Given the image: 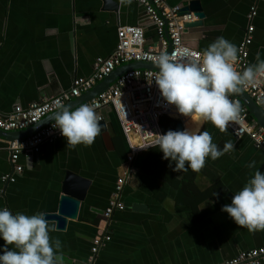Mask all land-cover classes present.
Here are the masks:
<instances>
[{
	"label": "crops",
	"instance_id": "crops-1",
	"mask_svg": "<svg viewBox=\"0 0 264 264\" xmlns=\"http://www.w3.org/2000/svg\"><path fill=\"white\" fill-rule=\"evenodd\" d=\"M184 1L165 4L175 8ZM197 1L206 18L185 31L188 46L201 51L223 36L239 47L256 7L249 62L255 63L257 53L264 59V0ZM144 23L143 7L129 0H0V111H23L68 92L75 79L92 75L97 59L111 56L120 27ZM145 27L147 48L155 50L156 31ZM103 114L107 129L91 146L70 149L61 136L42 144L37 154L22 155L18 164L23 172L14 184L1 179L14 174V166L10 138L0 135V206L12 214L56 213L67 173L90 182L76 220H69L64 231L48 222L54 229L50 241L61 242L65 264L86 263L101 232L111 239L95 264H217L264 247V230L249 232L221 211L257 169L264 172V151L249 137L236 138L228 128L221 132L210 122L187 126V120L184 126L202 125L199 130L209 132L218 148L229 140L234 148L215 160L206 157L198 172H174V162L169 166L158 148L129 163L130 150L115 112L107 109ZM121 177H127L124 209L115 211L106 226L103 213Z\"/></svg>",
	"mask_w": 264,
	"mask_h": 264
},
{
	"label": "clouds",
	"instance_id": "clouds-1",
	"mask_svg": "<svg viewBox=\"0 0 264 264\" xmlns=\"http://www.w3.org/2000/svg\"><path fill=\"white\" fill-rule=\"evenodd\" d=\"M238 53V47L223 36L199 53L184 49V59H174L161 51L152 58L158 69L152 80L163 101L178 114L198 124L210 122L224 132L230 122L239 123L241 118L240 105L229 97L246 86L264 82V59H260L259 53L255 63L242 71L234 67ZM56 107L51 126L59 130L66 146L70 149L77 145L91 146L101 132L96 106L81 103L71 108L58 103ZM154 146L162 152V159L169 161V166L174 162V172L188 169L198 172L206 157L215 160L234 148L230 140L218 148L210 133L198 127L157 133L153 144L139 148ZM254 163L247 166L252 168ZM232 193L230 204L223 205L221 211L249 232L264 230V172L257 169ZM53 230L43 212L12 214L7 207L0 206V239L4 241L0 246V264H65L59 251L61 242L50 241L49 233Z\"/></svg>",
	"mask_w": 264,
	"mask_h": 264
},
{
	"label": "built area",
	"instance_id": "built-area-1",
	"mask_svg": "<svg viewBox=\"0 0 264 264\" xmlns=\"http://www.w3.org/2000/svg\"><path fill=\"white\" fill-rule=\"evenodd\" d=\"M129 1L137 2L143 7L145 23L120 27L119 43L111 56L106 59H97L93 65L92 75L88 78L75 79L68 92H63L44 102L31 104L23 111L10 114L0 111V131L4 133L23 132L37 126L45 118L58 111L56 107L58 103L69 105L75 99L81 98L123 65L137 63L153 65L152 58L161 51L174 59H184V49H189L193 53L200 52L188 46L184 41L186 24L197 20L194 14L180 15V7L169 8L166 6L165 0ZM256 15V7H253L248 15L250 25L244 40L238 47V60L234 65L238 71H242L250 64L249 48L252 45L254 33L252 21ZM146 24L156 31L159 41L155 50L147 48ZM155 72L148 68L126 70L108 89L85 102L96 106V113L100 116L98 123L104 122L103 112L105 110L111 109L115 112L130 150L127 158L129 163H132L138 155L157 148L156 146L139 147L153 144L157 133L163 134L162 119L169 118L182 123L183 126L188 120L187 117L178 114L173 106L163 101L154 80H152ZM242 92L264 111V82L246 86ZM229 98L240 105L241 118L239 123L230 122L227 128L236 138L249 137L256 149L264 151V127L259 125L255 119H250V111L238 98L234 96ZM52 123L53 121L49 122L30 136L8 141V151L10 162L14 166V174L3 176L1 179L4 183L14 184L17 179L16 175L23 172V167L18 164L22 155L37 154L40 152L42 144L53 142L56 138L61 137L59 130L51 126ZM126 179L127 177L118 179L109 208L103 213L106 226L115 211L124 209L122 193ZM110 239V234L101 232L93 240L91 253L84 264H95L99 252ZM263 261L264 247L241 252L236 258L217 264H262Z\"/></svg>",
	"mask_w": 264,
	"mask_h": 264
},
{
	"label": "water",
	"instance_id": "water-1",
	"mask_svg": "<svg viewBox=\"0 0 264 264\" xmlns=\"http://www.w3.org/2000/svg\"><path fill=\"white\" fill-rule=\"evenodd\" d=\"M190 13H194V16L197 17V20L186 24V30L193 27H198L203 24V20L206 18V14L203 11V8L199 1L197 0H188L184 1L182 6H180V15H188ZM137 65V66H135ZM141 65V66H140ZM133 68H148L157 71L154 65L150 64H132L129 69ZM117 69L113 74H111L108 78H106L102 83L93 88L89 93L85 94L79 99H75L68 106L74 108L81 103H85L90 101L99 93L108 89L126 70ZM231 96L238 98L241 103L248 108L253 118L256 122L264 127V111L260 109L244 92L234 93ZM54 114L47 119V121H42L37 126L28 129L27 131L19 132V133H4L0 131V135H4L10 140L19 139V136L24 135V137H20V139L30 136L33 132L47 125L49 122L53 121ZM101 131L105 132L107 129L106 123L101 122ZM184 126L182 123L178 122L176 124V130H183ZM90 186V182L82 179L81 177L75 176L72 173H67V176L64 179L62 184V194L59 200V206L56 213H46L45 219L47 222H55L56 228L59 231H64L67 228L69 220H76L81 203L85 201L88 188Z\"/></svg>",
	"mask_w": 264,
	"mask_h": 264
},
{
	"label": "trees",
	"instance_id": "trees-1",
	"mask_svg": "<svg viewBox=\"0 0 264 264\" xmlns=\"http://www.w3.org/2000/svg\"><path fill=\"white\" fill-rule=\"evenodd\" d=\"M249 116H250V119H254L253 116L251 115V113H249ZM165 119H166L167 122L163 123V124L161 123V129H162L163 133L166 132L167 130H170V129L171 130H176L177 121L171 120L169 118H165Z\"/></svg>",
	"mask_w": 264,
	"mask_h": 264
},
{
	"label": "bare ground",
	"instance_id": "bare-ground-1",
	"mask_svg": "<svg viewBox=\"0 0 264 264\" xmlns=\"http://www.w3.org/2000/svg\"><path fill=\"white\" fill-rule=\"evenodd\" d=\"M187 123V126L189 125H193V124H195V122L194 121H190L189 119H188V121L186 122ZM197 125H199L198 123H197ZM200 126H202V125H200Z\"/></svg>",
	"mask_w": 264,
	"mask_h": 264
},
{
	"label": "flooded vegetation",
	"instance_id": "flooded-vegetation-1",
	"mask_svg": "<svg viewBox=\"0 0 264 264\" xmlns=\"http://www.w3.org/2000/svg\"><path fill=\"white\" fill-rule=\"evenodd\" d=\"M185 125V124H184ZM184 127H186V126H184ZM200 128V126H195V127H192L191 129H189V130H195L196 128Z\"/></svg>",
	"mask_w": 264,
	"mask_h": 264
}]
</instances>
